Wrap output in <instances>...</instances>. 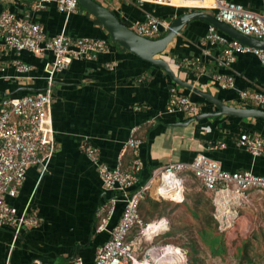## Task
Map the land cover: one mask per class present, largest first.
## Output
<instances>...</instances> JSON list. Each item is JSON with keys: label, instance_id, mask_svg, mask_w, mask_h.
I'll return each mask as SVG.
<instances>
[{"label": "crops", "instance_id": "crops-1", "mask_svg": "<svg viewBox=\"0 0 264 264\" xmlns=\"http://www.w3.org/2000/svg\"><path fill=\"white\" fill-rule=\"evenodd\" d=\"M97 1L132 25L144 19L145 11H153L161 20L170 22L193 10L189 6L208 5V0H173L182 7H140L130 0ZM230 1L264 12V0ZM0 2V13L9 10L18 17L28 14L43 25L48 37L64 30L73 38L108 41V49L96 58H74L68 68L54 77V154L45 169L37 164L30 166L18 195L8 199L17 211L28 205L39 223L22 230L16 240L11 226L0 225V264L94 262L97 248L109 238V230L117 223L123 205H115L107 229L98 231L107 215L103 211L100 215V209L114 193L104 190L96 165L86 154L88 146L97 147L99 160L109 167L121 164L127 169L138 158L142 163L139 182L142 174L170 162H189L199 153L218 161L224 170H250L264 175V155L252 156L239 145L238 138L244 132L264 136L263 118L208 116L207 113L217 111L216 106L179 85L178 91L196 103L197 114L205 116L192 121V115L185 112H168L170 88L176 85L169 75L109 38L100 22L85 10L78 9L66 16L54 4L35 9L32 0ZM208 24L201 19L187 22L157 57L164 59L177 77L209 92L225 105L264 111V107L242 101L238 96L242 89L264 91V63L253 53H242L232 65L219 67L220 49L204 40ZM2 43L0 34V102L7 95L43 91L44 66L52 60V54L22 51L17 56L14 51L3 50ZM18 58L30 64L32 70L17 72L13 62ZM217 72L232 74L237 89H221L212 78ZM132 133L141 139L135 152L125 147Z\"/></svg>", "mask_w": 264, "mask_h": 264}, {"label": "built area", "instance_id": "built-area-1", "mask_svg": "<svg viewBox=\"0 0 264 264\" xmlns=\"http://www.w3.org/2000/svg\"><path fill=\"white\" fill-rule=\"evenodd\" d=\"M130 1L140 7L145 4L180 6L173 3V0ZM47 4H54L66 16L77 13L79 9L77 0H32V7L35 9H42ZM189 7L211 10L217 20L229 24L244 35L264 40V12L258 13L230 0H208L207 6ZM168 25L169 22L161 20L153 11H145L144 19L133 24L131 29L141 36L153 39L160 37L162 30L166 31ZM0 34L2 49L14 51L17 56L22 51H48L52 54V60L44 66L46 87L43 91L20 96L7 95L0 102V225L11 226L16 240L22 230L39 223V218L29 212L28 205L22 211H17L8 199L18 195L30 166L37 164L45 169L54 154L55 139L51 119L54 77L68 68L74 58H96L108 49V41L94 37L73 38L64 30L48 37L43 25L33 21L28 14L18 17L9 10L0 13ZM204 40L210 46L220 49L217 65L221 68L232 65L242 53H253L264 63L263 49L231 38L213 24H208ZM13 64L19 73H26L33 68L19 58ZM212 78L223 90L237 89L234 76L230 73L217 72ZM238 96L242 101L264 107V91L242 89L238 90ZM167 111H182L194 116L198 113V107L174 85L170 88ZM238 138L239 145L252 156L264 155L263 135L244 132ZM140 143L141 139L132 133L125 147L135 152ZM86 154L96 165L104 190L114 193L100 209V215L101 211L107 215L102 218L97 230H106L115 205L118 202L123 205L117 223L109 230V238L97 248L92 264H175L170 262L171 255L167 250L173 245L154 241L159 234L169 230V220L163 217L152 221L163 225L159 230L152 231L149 237L148 227L152 222L145 223L142 220L138 205L146 195L156 200L176 201L165 197L160 193L162 190L177 193L181 191L184 197V171H191L211 195L214 206L212 215L220 232L234 225L250 192L264 193V175L250 170H224L218 161L202 153L196 154L189 162H170L154 169L143 184L139 182L142 163L138 158L133 159L126 169L121 164L109 167L101 162L97 147L88 146ZM179 249L184 259L178 264H188L187 255ZM34 264L62 263L36 261Z\"/></svg>", "mask_w": 264, "mask_h": 264}, {"label": "water", "instance_id": "water-1", "mask_svg": "<svg viewBox=\"0 0 264 264\" xmlns=\"http://www.w3.org/2000/svg\"><path fill=\"white\" fill-rule=\"evenodd\" d=\"M1 1V0H0ZM79 6L96 18L103 28L107 31L110 38L135 54L139 58L146 60L154 65L160 67L166 72L171 80L181 87L187 88L192 92L200 95L206 101L216 106L217 111L214 113H207L210 115L228 114L239 118L246 117H261L264 119V111L259 108H246L225 105L221 100L212 96L207 91H201L193 85L177 77L168 63L161 57H157L164 52L168 44L172 41L174 36L181 30V28L189 21L201 19L210 24L215 25L220 31L227 34L229 37L239 40L240 42L264 50V40L255 37L247 36L232 28L229 24L219 21L216 17L207 11L200 9H193L184 12L172 19L169 22L167 30L162 36L158 38H147L137 34L131 27L124 24L111 10L100 4L96 0H77ZM205 115L196 114L190 120H196Z\"/></svg>", "mask_w": 264, "mask_h": 264}, {"label": "rangeland", "instance_id": "rangeland-1", "mask_svg": "<svg viewBox=\"0 0 264 264\" xmlns=\"http://www.w3.org/2000/svg\"><path fill=\"white\" fill-rule=\"evenodd\" d=\"M210 13L213 14V11ZM190 182L192 184L187 183L185 187V206H165L166 211L172 213L169 218L164 217L170 219L169 230L159 234L154 238V241L165 243L170 240V244L181 248L185 254L194 249L193 254L201 259V264H240L239 259L235 258L233 253H227L224 257L212 256L208 248L201 242L199 230L203 226V215L194 217L192 211L195 209L202 211L203 208L209 211V195L201 189V184L197 181L190 180ZM197 198L200 203L196 200ZM175 217H179V220H175ZM240 226L245 231L242 233H246L254 246L259 247V251L262 253L261 258L255 259V264H264V193L253 191L248 194L241 208ZM237 238L241 240L240 236Z\"/></svg>", "mask_w": 264, "mask_h": 264}, {"label": "trees", "instance_id": "trees-1", "mask_svg": "<svg viewBox=\"0 0 264 264\" xmlns=\"http://www.w3.org/2000/svg\"><path fill=\"white\" fill-rule=\"evenodd\" d=\"M80 9L83 10L81 7ZM183 9H187V8H183ZM121 21L129 27L132 26V24L129 21H123V20ZM162 35L163 33L160 36ZM150 175H151V171L148 174L145 175L142 174L140 179V184H143ZM182 175L184 177V197L182 194H180L178 198H172L180 202H176L168 199H167L168 201H162L166 199L156 200L150 197L149 195L144 196L139 201L138 211L142 220L145 223L152 222L161 219L163 217L169 218L172 213H170L171 211H166L165 206H170V205H172L173 207L185 206L186 204L185 187L187 183L190 184L191 183L190 180L197 181L199 184H201V182L189 170L184 171ZM200 186L201 189H203V191L206 192L202 184ZM206 193L209 195L208 197L209 198L208 201L210 205L209 211L205 210L204 208L202 209V211L198 209L192 211L194 217L203 215L202 218L203 226H201L199 230V237L201 242L208 248L212 256L224 257L225 255H227V253H233V256L239 259L240 264H255V259L261 258L262 253L259 251V247L254 246L252 240L246 236V233H242L245 231H243L244 229L240 226L241 209L239 210V215L234 225L228 230L220 232L217 229L216 221L214 220L212 215L214 211V206L211 200V195L208 192ZM196 200L198 201V203H200L198 198ZM175 220H179V217L178 218L175 217ZM237 236H240L241 240L238 239ZM165 243L170 244L171 242L170 240H168L165 241ZM193 253H194V249H192L189 253L188 252L186 253L187 257L189 255L188 264H201L202 263L201 259L194 256Z\"/></svg>", "mask_w": 264, "mask_h": 264}, {"label": "bare ground", "instance_id": "bare-ground-1", "mask_svg": "<svg viewBox=\"0 0 264 264\" xmlns=\"http://www.w3.org/2000/svg\"><path fill=\"white\" fill-rule=\"evenodd\" d=\"M177 192H172L169 190H162L160 191V193H162L165 197H171V198H178L181 194V191ZM163 225V223H158V222H152L150 223V226L148 227V233H149V237H151V232L152 231H157L159 230V228H161V226ZM167 250L170 252L171 255V259L170 262L171 263H180V261H182V259H184L183 255H180V249L179 247H176L175 245L173 246H169L167 248Z\"/></svg>", "mask_w": 264, "mask_h": 264}]
</instances>
